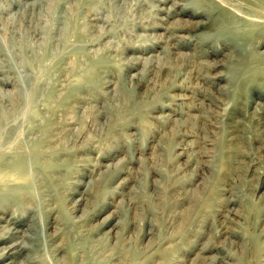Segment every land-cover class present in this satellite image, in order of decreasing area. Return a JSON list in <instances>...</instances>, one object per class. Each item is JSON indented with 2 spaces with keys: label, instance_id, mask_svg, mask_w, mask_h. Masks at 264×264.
<instances>
[{
  "label": "rangeland",
  "instance_id": "rangeland-1",
  "mask_svg": "<svg viewBox=\"0 0 264 264\" xmlns=\"http://www.w3.org/2000/svg\"><path fill=\"white\" fill-rule=\"evenodd\" d=\"M30 1L0 0V40H3L4 37L1 36L5 34V31H9L8 33L11 34V31L16 30V26L13 25V21L17 20L15 19L17 18L16 14L36 2V0ZM122 1L85 0L86 6L83 9L81 27L74 28L75 35L79 39L80 36L84 37L83 41L91 39L86 44L87 50L85 53L87 57L96 56L101 62L100 65L94 66L93 70L87 75L89 85L92 88L86 89L81 94L82 99L85 101V112L87 114L85 116L86 128L81 134L82 139H80V143L84 139L88 140L89 143L85 146L94 147V151L98 152L96 156H99L98 160L100 162L94 159L96 157L95 152L94 154H92L93 152L87 154L88 151L82 153V156L77 155L60 164L55 163L56 167L45 171L48 174L44 176L45 178L37 176L38 184L34 186L35 193L31 195H33V208H37L39 197L42 198L44 211L42 219L43 224L47 225L43 229L44 232L51 233L55 226L57 229L59 227L58 222L62 225H68V222L71 223L76 215L81 214L75 211L76 203L73 202V197H76V193L74 189L83 190L81 189L83 184H79L80 181L93 183L99 180L101 176H104V171L107 170L106 165L111 164L113 165L111 167L112 171L115 173H111L105 181L103 180L98 186L94 187L93 191L91 190L92 194L85 196L86 201L83 202L81 207L84 209L83 212L92 213L88 226L97 229L98 234L96 233L95 239L98 242L96 243L106 241V255L110 256L112 251L110 249L114 243H118V234H121V236H124V241L119 246L122 247L124 243L131 250L128 255L132 259L128 261V264H201L200 261L198 262V257L203 256L206 261H211L215 251L211 249L202 253L203 248L208 244L219 247V245H222L221 238L216 241L211 238V234H207L204 235L205 237L198 239L195 234L199 233L206 225H210L212 231L219 235L227 224V227L238 232L237 234L244 233L247 235L249 250L245 256L241 252L236 254L225 250L223 251L224 255L230 253L225 256V260L237 264H264V138L254 142V135L249 133L251 134L249 138L252 140L251 142L246 145L239 143L234 147L229 141L233 135L227 132L234 125H241V128L253 132L254 123H251L249 117L255 103L264 101V93L262 94L260 89H256V92L252 94L249 90H241L231 81L229 82L228 68L235 63L228 59L232 55L230 48H222L219 44H209L208 47H211L210 51L213 52H207V50L209 51L207 47H204L206 53L202 51L203 46L199 41L202 39L201 37L212 35L216 30L206 32L196 24L188 25L187 29L180 34L190 39L187 41L186 38H183L182 40L185 43L180 45L175 53H168L172 52L169 44L171 42L176 44L179 39L169 40L165 28L171 27L172 22L177 23L179 19L188 20V18L174 14L167 19L168 21H161L159 18L165 17V11H158L157 6L166 8L165 5L167 7L171 6L169 2L161 4L157 0ZM175 1L180 2L182 0ZM95 14L98 16L94 17ZM93 18L100 19L94 21ZM197 20L196 18L193 19V21ZM20 21H17L19 28L21 24H24ZM183 24L186 25V23ZM261 51H264V48ZM252 52L253 50L249 52L250 55ZM166 54L171 55V57L168 58ZM180 55H183V57H180ZM1 56L0 92H12L16 87L14 85L15 74L9 71L10 63H8V59L4 55ZM161 56H165V58L159 62L157 57ZM156 60L160 64L154 72H151V68H153L151 65ZM164 66L166 72L171 73L169 78L172 82L163 80L166 72L161 73L160 69ZM146 73L147 79L144 80ZM219 73L225 74L223 76H227V78L216 81L215 77ZM1 76L7 77L8 83L4 84L2 81L4 77ZM185 77H188L186 81L184 80ZM62 82L65 85L64 87L63 85L60 86L61 89L59 88V90L61 92L68 84L64 79H62ZM118 86L121 95L131 93V105L130 108L127 107L125 110L127 112L122 115L123 117L115 122V132L108 133L110 136L107 139L100 140L91 136L93 125L88 114L91 113V110H95L93 105L99 98L108 100L118 98V94H115V87ZM184 86L189 88L186 89ZM219 87H225V95L221 93ZM261 87H264L263 84ZM200 89L203 92H200ZM161 90H163V94H161ZM167 95L170 96L167 97ZM204 95L205 97H203ZM177 97H180V99ZM76 101L78 100L72 99L70 108L65 110L63 115H59L58 118L64 121L58 124H50L51 127L53 126L56 131L62 132L65 128L71 130L72 127L78 125L75 122L69 126L67 120V118L76 116L74 105ZM212 102L217 104L218 108ZM33 103L32 100L30 104L24 106V112L30 114ZM195 105H202L203 110L210 111V115H208L209 119L211 116L210 120L213 124L208 128L200 127V123L195 125L193 122L186 120L191 118L189 115L197 116V112L190 109L194 108ZM4 106L7 109H12L11 103L8 104L6 101H4ZM244 115H246V118ZM175 118L183 121L185 126H179V122H177L179 120ZM43 119L44 117H40L39 120ZM24 124L23 129L28 126L27 122ZM38 124H40L39 121L34 122V125ZM37 136L38 130L35 129V131L27 134L26 138H36ZM51 140L50 137L46 138L47 142ZM98 141H101V146L97 148L94 145H98ZM136 159L146 161V165L143 167L148 170L144 169L142 171L140 168L142 173L136 180L138 182L143 180L145 185L146 207L152 210L153 213V210L158 212L155 214L157 215L155 218L157 225L152 231L153 235H144L140 241L137 240L138 231H149L150 224L146 221V226H144L143 219H135L137 216L134 210L130 208V204L128 205L130 203L128 193L133 186L130 187V185L126 189L119 187L127 178L125 170L132 166L138 168L139 165L135 164ZM188 159H193L192 165L194 166H188ZM153 161L156 164H151ZM198 161H203L208 167L198 168ZM150 166L156 167L159 170L158 173H150ZM156 179L160 181L159 183H163L165 187L172 186L169 191H162V201L170 202V199L173 200L171 207L177 200V194L175 196L171 195V191L175 187L190 185V188L195 189L194 192H196L195 196L197 198L192 214L185 216L183 221L178 223L180 225L178 235L185 236L184 229L188 227L189 233L183 240L179 241L177 239V242H174V236H172L174 234L165 230V226L170 221L169 217L165 216L163 220L159 219L163 209L159 208L150 198L153 191L152 183ZM96 191L100 194L99 197L96 196ZM44 194H50L51 197H47V195L43 197ZM48 199L51 200L48 201ZM24 205L26 206V204ZM50 209H56V213L49 216L48 211ZM231 209L232 211H238L240 219H234L236 217L229 213ZM55 216L59 217L60 221L54 220ZM224 216H229V218L226 219ZM230 218L232 220L229 223L227 220ZM120 220H123V224L115 226L114 233L108 232L112 226L110 225V227L107 223L115 224ZM5 223L8 224L6 221L0 220V248L4 246L1 245L4 242L3 239H6L10 234L8 228L5 227ZM70 226L73 227L74 225L71 223ZM11 227L16 228L18 226ZM68 231L67 237H75L78 234V230L74 228L68 229ZM78 235L80 236L76 240L78 245L80 243L84 245L83 241L88 242V246H86L88 247L87 253H89L93 263L103 264L105 260L101 256L104 255H97L99 249L93 248L92 242L88 239L84 240L83 235ZM43 236H46V234H43ZM52 252L54 251H51L49 255H52ZM3 257L4 255L0 253V264L3 262L1 259ZM239 257H242V259ZM111 263L117 264L118 260Z\"/></svg>",
  "mask_w": 264,
  "mask_h": 264
},
{
  "label": "bare ground",
  "instance_id": "bare-ground-1",
  "mask_svg": "<svg viewBox=\"0 0 264 264\" xmlns=\"http://www.w3.org/2000/svg\"><path fill=\"white\" fill-rule=\"evenodd\" d=\"M157 1L161 4L171 3V6L167 7V5H165L166 8L157 6L158 11H165V17L159 18L161 21L167 20L174 14L181 17L186 16L188 18V20L179 19L177 23L172 22L171 27L168 26L165 28L167 32L166 36H168L167 38L169 40L179 39L178 43L173 44L171 42L169 44L172 52L170 51L168 53H175V50L185 43L182 39L187 36L184 37L180 33H183L188 25L196 24L206 32H210L214 29L216 30L215 33L209 36L203 35L201 37L202 39L199 40L203 46L202 51L206 53L205 48L207 47L209 49L207 52H213L212 50L210 51L211 47H208L209 44H219L222 48H230V53L232 55H230L228 59L235 63L231 65L232 67L228 68L229 82L231 81L241 90H249L252 94L256 92V89H260L261 93H264V87H261L262 84L264 86V51H261V49L264 48V0ZM19 4L21 5V2ZM84 6H86L85 0H36L29 8L18 11V13L16 11L17 18L15 19L17 20L13 21L16 30L11 31V34L8 33L9 31H5V34L1 36L4 38L0 40V56L4 55L8 59L7 61L10 63L9 71L15 74L14 85L16 86L15 90L12 92H0V220L6 221L9 224L5 223V227L10 231V234H8L6 239H3L4 242L1 244L4 246L0 248V253L4 255V257L1 258L3 260L2 264H96L93 263L89 253H87L88 247L86 246H88V242L83 241L84 245L82 243H80V245L77 244L76 240L80 237L78 234L83 235L82 238H84V240H90L93 248L99 249L97 255H104L101 256L105 260L103 264H116L111 263L114 260H118L117 264H128V261L132 259L129 258L130 256L128 255L129 252H131V250H129L130 247H127V244L124 245V243L122 247L119 246V244L124 241V236H121V234H118V243H114L111 247L110 251H112L110 256L106 255V241L96 243L98 242L95 239L97 229L95 230L93 227L91 228L88 226V223L91 221L90 216L92 213L83 212L84 209L81 208L83 202L86 201L85 196L90 193L92 194L91 190L93 191L94 187L98 186L103 180L105 181L111 173H115L111 168L113 165H106L107 170L104 171V176H101L99 180L93 183H84L80 181L79 184H83L81 188L83 190L74 189L76 193V197H73V202L76 203L75 211L81 214L73 218L71 222L74 225L73 227L70 226L71 223L69 222L68 225L60 224V222H58L59 217L55 216L54 220L59 223V227L56 229L55 226L53 231L47 234L43 230L47 225L43 224L42 218L44 211L41 197H39L37 208H33V195L31 194L35 193L33 188L38 184V177H44L47 174V172L45 173L46 170L56 167L55 163L60 164L77 155L82 156L88 151L89 153L87 154H91V152L94 154L96 151H94V147H90V145L87 147L85 146L89 143L88 140L84 139L80 143V139H82L81 134L86 128L85 116L87 114L85 112V101L82 99L81 94L86 89L92 88V86L89 85V77H87V75L93 70L92 68H94V66L101 64L96 56L87 57L85 53L87 50L86 44L91 41V39L83 41V36H80L79 39L75 35L76 31L74 28L81 27ZM97 16L98 15L95 14L94 17ZM194 18L198 20L193 21ZM44 19L46 20L44 21ZM99 19L100 18H93L94 21ZM18 20L24 23L20 25V28L17 24ZM105 22L108 23L107 20H105ZM183 23H186V25ZM8 36L10 37L7 38ZM189 39L190 38H188L187 41ZM251 50H253V52L250 55L249 52ZM166 55L168 58L171 57L169 54ZM183 55H180V57H183ZM157 58H159L158 61L160 62L165 56ZM156 62L157 60L151 65V67H153L151 68V72H154L158 64H160L157 62L156 65ZM160 72H166L165 66L161 67ZM165 75L163 80L172 82L169 78L171 73L166 72ZM180 75H182V73H180ZM223 75L225 74L219 73L216 75L215 80L220 81L226 79L227 76ZM187 78L188 77H185L184 80L186 81ZM62 79L68 84H66V88L62 89L63 91L61 92L59 90L60 86L63 85L64 87L65 85ZM146 79L147 73L144 80ZM2 81L4 84L8 83L7 77H4ZM184 87L186 89L189 88L187 86ZM6 89L8 90V88ZM115 89V94H118V98L112 97L115 101L99 98L93 105L95 106V110H91V113L88 114L89 117H91L93 125V127L91 126V136L99 138L100 140L104 138L107 139L110 136L108 133L115 132V122L123 117L122 115L127 112L125 110L127 107L130 108L131 105V93H127L125 96L119 93V86L117 88L115 87ZM218 89L225 95V87H219ZM32 90H34L33 98ZM161 91V94H163V90ZM200 92H203V90L200 89ZM168 96L170 95H167V97ZM203 97H205V95ZM177 98L180 99V97ZM72 99L78 100L74 104L76 107V116L67 118V120L69 126L75 122L78 125L72 127L71 130L65 128L62 132L56 131L50 124H58L64 121L58 117L59 115H63L65 110L70 108V101ZM32 100L34 103L30 115L24 112V106L28 103L30 104ZM4 101L8 102V104L11 103L12 109H7L4 106ZM214 102L216 103V101ZM214 106L218 108L217 104H214ZM203 108L202 105H195L194 108H190L197 112V116L189 115L191 118H187L186 120L193 122L195 125L200 123V127L204 126L208 128L213 122L210 120L211 116L209 119L210 111L206 112ZM252 108L253 111L249 118L251 123H254L253 132L241 128V125H234L230 131H227L233 135L232 139L229 141L234 147L239 143L246 145L251 142L252 140L249 139L251 134L254 135V142L264 138V101L256 102L255 106ZM40 117H44V119L39 120ZM244 117L246 118V115H244ZM36 121L40 122V124H38L39 126L34 125ZM26 122L28 126L23 129V124H26ZM177 122H179V126H185L183 121L179 120ZM20 129L21 132L19 133ZM35 129L38 130V136L36 138H26L27 134L35 131ZM49 137L52 138V140L47 142L46 138ZM100 143L101 141H98V145L94 146L98 148L101 146ZM68 148H70V150H68ZM96 154H98V152H95L94 155L96 156ZM205 154L204 152V155ZM94 159L100 162L98 160V155L94 157ZM192 162L193 159H188V166L192 165ZM135 164L139 165L138 168L132 166L125 170L127 178L124 182L122 181L123 183L119 187L126 189L130 185V187L133 186L128 193L130 201L128 205L130 204V208L134 210L137 216L135 219H143L144 226H146V221L150 224L149 231H138L137 240L140 241L144 235H153L152 231H154V227L157 225L155 222L157 215L155 214L158 212L153 210V213L152 210L146 207L144 196L145 185L143 184V180L139 182L136 181L142 173L141 169L142 171L146 169L143 167L146 165V161L136 159ZM151 164L154 165L156 163L153 161ZM197 167L202 169L208 167V165L203 161H198ZM146 171L148 170L146 169ZM149 171L150 173L157 174L159 170L154 166H150ZM159 182L160 181L157 179L153 181V191L150 198L159 208L163 209V213L159 216V219L163 220L165 216L169 217L170 221L168 225L165 226V230L174 234L172 235L174 236V242H177V239H179V241L183 240L189 233L187 230L188 227L184 229L185 236L178 235L180 229L178 223L182 222L185 216L192 214L197 198L195 196L196 192H194L195 189L190 188V185L179 188L175 187L171 191V195L175 196L177 194V200H175L174 205L171 207V202H173V200L170 199V202L162 201V191H169L172 186L165 187L163 183ZM46 195L47 194H44L43 197H46ZM49 196L51 197L50 194L47 195V197ZM96 196H100L97 191ZM49 200L51 199H48V201ZM93 201L96 202L95 200ZM24 204H26V206ZM178 209H180V211H178ZM55 211L56 209H50L48 215L50 216L56 213ZM229 213L232 214L233 217H236L234 218L235 220L237 218L240 219L238 217V211H232L231 209ZM224 217L226 219L229 218V216ZM231 220L232 218L227 221L230 223ZM122 222L123 220L117 221L115 224L108 222L107 225L112 226L108 232L114 233V227ZM10 225H16L18 227H16V229L14 227L12 228ZM71 228L78 230L77 236L67 237L69 233L68 229ZM127 228L126 225V229ZM237 233L238 232H235L233 229L230 230L227 224L223 227L219 235L212 231L210 225L203 227L199 233L195 234L198 239L205 237L204 235L211 234V238L216 241L221 238L220 241L222 245H219V247H213L209 244L206 245L202 253L214 249L213 260L206 261V258L204 259L203 256H200L198 257V262L200 261L201 264H237L225 260V256L230 253L224 255L223 252L226 250L227 252L232 251V253L236 254L241 252L244 256L246 255V252L249 250L247 235L244 233L239 235ZM43 234H46V236H43ZM51 251L54 252H52V255H49ZM239 258L242 259V257Z\"/></svg>",
  "mask_w": 264,
  "mask_h": 264
}]
</instances>
